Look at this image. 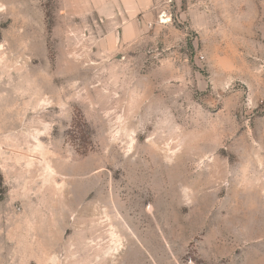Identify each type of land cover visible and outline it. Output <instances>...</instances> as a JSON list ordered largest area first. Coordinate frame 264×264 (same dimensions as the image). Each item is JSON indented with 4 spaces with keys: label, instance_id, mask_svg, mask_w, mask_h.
<instances>
[{
    "label": "rangeland",
    "instance_id": "rangeland-1",
    "mask_svg": "<svg viewBox=\"0 0 264 264\" xmlns=\"http://www.w3.org/2000/svg\"><path fill=\"white\" fill-rule=\"evenodd\" d=\"M97 2L0 0V264H264V0Z\"/></svg>",
    "mask_w": 264,
    "mask_h": 264
},
{
    "label": "crops",
    "instance_id": "crops-1",
    "mask_svg": "<svg viewBox=\"0 0 264 264\" xmlns=\"http://www.w3.org/2000/svg\"><path fill=\"white\" fill-rule=\"evenodd\" d=\"M94 9L98 15L115 20L121 16H132L139 24L153 11L158 10L159 0H97ZM136 18V19H135ZM122 27V26H121Z\"/></svg>",
    "mask_w": 264,
    "mask_h": 264
},
{
    "label": "built area",
    "instance_id": "built-area-1",
    "mask_svg": "<svg viewBox=\"0 0 264 264\" xmlns=\"http://www.w3.org/2000/svg\"><path fill=\"white\" fill-rule=\"evenodd\" d=\"M167 15H168V13H167V11H162V13L160 14V19L162 20V19H164L165 17L167 18ZM170 20H171V17L169 18Z\"/></svg>",
    "mask_w": 264,
    "mask_h": 264
}]
</instances>
